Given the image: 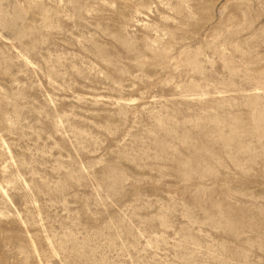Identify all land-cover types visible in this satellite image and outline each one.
I'll return each mask as SVG.
<instances>
[{"label": "rangeland", "instance_id": "374dc122", "mask_svg": "<svg viewBox=\"0 0 264 264\" xmlns=\"http://www.w3.org/2000/svg\"><path fill=\"white\" fill-rule=\"evenodd\" d=\"M0 264H264V0H0Z\"/></svg>", "mask_w": 264, "mask_h": 264}]
</instances>
